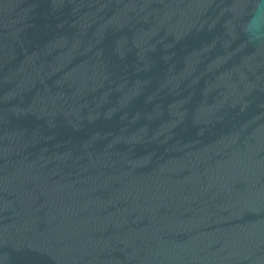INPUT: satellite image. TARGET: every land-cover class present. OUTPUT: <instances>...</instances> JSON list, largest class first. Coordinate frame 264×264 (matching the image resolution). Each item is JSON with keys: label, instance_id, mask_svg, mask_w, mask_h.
<instances>
[{"label": "water", "instance_id": "water-1", "mask_svg": "<svg viewBox=\"0 0 264 264\" xmlns=\"http://www.w3.org/2000/svg\"><path fill=\"white\" fill-rule=\"evenodd\" d=\"M253 7L0 0V264H264Z\"/></svg>", "mask_w": 264, "mask_h": 264}, {"label": "clouds", "instance_id": "clouds-1", "mask_svg": "<svg viewBox=\"0 0 264 264\" xmlns=\"http://www.w3.org/2000/svg\"><path fill=\"white\" fill-rule=\"evenodd\" d=\"M241 34L248 43L264 44V2L262 0H254L252 14L241 29Z\"/></svg>", "mask_w": 264, "mask_h": 264}]
</instances>
